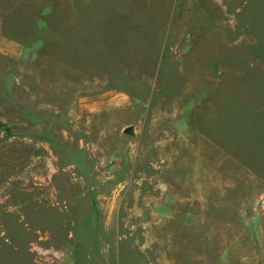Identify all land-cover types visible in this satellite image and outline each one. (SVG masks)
<instances>
[{"label":"rangeland","instance_id":"1","mask_svg":"<svg viewBox=\"0 0 264 264\" xmlns=\"http://www.w3.org/2000/svg\"><path fill=\"white\" fill-rule=\"evenodd\" d=\"M0 264H264V0H0Z\"/></svg>","mask_w":264,"mask_h":264},{"label":"water","instance_id":"2","mask_svg":"<svg viewBox=\"0 0 264 264\" xmlns=\"http://www.w3.org/2000/svg\"><path fill=\"white\" fill-rule=\"evenodd\" d=\"M124 132L130 135H133L135 133V129L133 125H129L124 128Z\"/></svg>","mask_w":264,"mask_h":264}]
</instances>
